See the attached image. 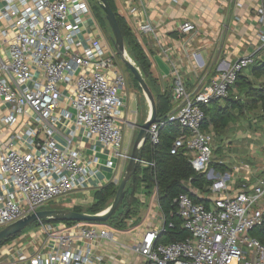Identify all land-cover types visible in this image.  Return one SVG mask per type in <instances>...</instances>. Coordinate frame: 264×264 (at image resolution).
<instances>
[{"label": "built area", "instance_id": "built-area-1", "mask_svg": "<svg viewBox=\"0 0 264 264\" xmlns=\"http://www.w3.org/2000/svg\"><path fill=\"white\" fill-rule=\"evenodd\" d=\"M129 5L131 27L150 36L165 54L156 25L132 18L143 13L138 5ZM256 10L264 47V0H258ZM91 16L87 0H0V229L72 195L92 200V189L101 186L93 182L101 162L74 145L78 131L111 152L105 165L116 170L114 161L125 167L129 160L120 123L127 82L117 53L97 30L93 33L96 23L89 22ZM89 28L92 32L85 31ZM195 28L193 21L184 20L176 31L190 36ZM185 52L193 70L205 67L197 50ZM253 62L252 55L231 64L219 61L214 73L204 75L191 89L180 66L171 62L172 108L150 124L148 138L156 144L165 120L179 123L181 131L171 152L186 147L194 171L211 181L206 195L191 190L205 196L210 206L194 202L187 193L175 197L190 236L168 244L156 242L164 230L161 216L162 225L145 230L131 247L142 264H264V244L249 233L264 214V173L257 181H241L232 189L229 173L217 174L211 166L213 135L202 128L203 106L227 97L237 75ZM67 122L73 128L60 142L55 138L57 125ZM138 165L145 168L153 162L139 158ZM142 195L138 189L135 196L142 201ZM39 226L42 240L34 249H17L21 236L17 237L10 242L15 249L0 253V264H104L103 256L95 252L96 242L115 239L112 229L97 223L40 221Z\"/></svg>", "mask_w": 264, "mask_h": 264}, {"label": "crops", "instance_id": "crops-1", "mask_svg": "<svg viewBox=\"0 0 264 264\" xmlns=\"http://www.w3.org/2000/svg\"><path fill=\"white\" fill-rule=\"evenodd\" d=\"M113 1L118 13L124 17L147 55L151 64V72L155 79H157L156 81L161 92H171V62L180 66V72L185 84L188 89H191L197 80L204 75L210 77L214 73V67L219 61L223 60L226 63L231 64L243 55H252L255 62L264 59V47L261 45L258 37L259 30L262 28L256 10L258 0ZM129 4L138 5L139 10L143 13L142 15L137 14V16H132V18L140 17L144 20H150L156 25V30L160 33V36L165 43V50L167 49L165 54L160 51L150 36L139 33L131 27L127 20V18L131 19V16L127 14V8L130 6ZM184 20H190L195 23V32L190 36H182L176 31L177 25ZM89 22H95L96 27L94 28L95 30L90 28L86 29V32L93 31V33H96V30L97 32L100 31L99 24L93 15ZM188 39L190 40L189 42H187ZM184 49L189 52L191 50H197L200 53L202 60L205 62V67L201 70H193ZM247 68L243 71L245 75H247ZM237 88L238 87L234 86L230 90V93L243 97L242 93L239 92ZM138 92L139 90H137V93L135 90L133 91L134 102L138 107L137 110L129 111V97L126 91L125 95L121 98L120 123L122 128L124 125H128L130 129L128 146H125L128 149L133 146L134 140L139 131V126L149 114V105L148 108L143 106L144 102ZM219 103L224 102L223 100H220ZM234 113H236L235 110ZM133 116L135 122H131ZM239 118H241V120H239ZM244 118L246 117L241 115L235 116L219 138L215 137L211 130V126L209 127V130L207 131L211 132L213 135L211 144L213 154L216 150L221 149L220 146L224 147L225 142L228 140V136L232 133H237L238 135L244 133V136L249 139L248 149L250 150L252 148V145L255 142L253 139L255 137H252V134L249 131L253 130L256 125H260L263 130L262 123L264 119L262 118V120L259 121L256 117L247 120ZM243 120H245V122H243ZM72 128V122H67L66 125L58 123L57 129L59 133L55 134V138L58 141L63 142L62 136L68 133ZM78 132L79 133L74 137V145L77 146L85 156H97L101 162L96 179L93 180V182H97L96 184L101 186L110 182L119 184L125 168L122 167V163L118 165V163L114 161L117 168L116 170L105 165L107 158L111 157V152L108 149H103L98 142L83 137L80 131ZM227 143H230V141ZM211 166L215 168L217 174L229 173V186L232 189H236L241 181L253 183L264 173V170L258 172L257 169H250L248 163H245V160L241 161L239 164L234 162L229 163L226 158L213 155ZM114 179L117 181L115 182ZM153 196L154 194L151 198L150 196L147 197L143 192V200L140 201V199H138L139 202L136 204L137 213L125 220L127 224L126 229H117L106 224L109 229L114 231L115 239L114 241L99 240L96 242L97 244L95 248V252L103 256L104 264H142L140 256L136 255L131 250V247L141 239L145 230L151 227L157 228L162 225V213L156 200L157 211L148 210L147 216H142L139 219L136 215H138V211L140 212V209L143 208L141 206L145 203L146 199L150 198V203L155 205ZM144 208L150 209V207ZM136 220H139V223L133 226L132 223ZM142 224H144L143 228L139 229ZM8 244L11 243L5 245L8 246ZM6 246H1L0 251Z\"/></svg>", "mask_w": 264, "mask_h": 264}, {"label": "trees", "instance_id": "trees-1", "mask_svg": "<svg viewBox=\"0 0 264 264\" xmlns=\"http://www.w3.org/2000/svg\"><path fill=\"white\" fill-rule=\"evenodd\" d=\"M108 2L116 15L123 34L126 50L128 49L132 59L135 61L136 65L139 66L146 83L153 93L155 98L156 117L157 119L165 118L166 114L172 108L171 95L169 92L160 91L156 81L157 79H155L151 72L150 61L140 43L124 17L118 13L114 1L108 0ZM96 7L97 19H99L101 23H107L100 7L98 5ZM252 64L251 73L256 77L257 81L251 80L244 72L239 73L234 85L229 89L227 97L212 100L209 104L203 106L205 120L202 128L204 130H209L211 126L213 133L216 136H220L235 116L242 115L244 111L255 110L258 107L264 111V59L256 62L254 61ZM132 78L139 86L133 75ZM234 86L238 87L237 90L242 93L243 97L230 93V90ZM220 100H223L224 103H219ZM234 110L236 113H234ZM180 131L181 127L177 121L165 120L163 125L159 128V137L156 144H152L147 136L145 143L140 148L139 155L141 159L153 162V165L141 168L137 164L136 173L129 179L125 186V195L119 207L105 222L97 224H107L117 229H126L127 224L125 220L137 213L136 204L139 200L135 194L138 189H142L147 197L157 193V202L164 221V230L159 233L156 242L168 244L184 240L190 236L189 232L182 226V219L177 213V205L174 199L180 193H187L194 202H201L206 207H209L210 201L205 198V196H196L191 190L196 189L202 195H206L208 193L207 187L211 181L206 180L203 174L194 171L189 162L190 154L186 147L181 146L177 148L174 153L171 152L172 144L180 134ZM117 187L118 184L110 182L95 189L91 194L92 200L87 209V213H97L109 206V202L113 199ZM44 207H46V205ZM69 209L82 211V208L79 206H74ZM40 221L42 223L57 222L52 219H42ZM64 222L68 224L79 222L86 224L92 223L85 221ZM138 223L139 220H136L132 225L134 226ZM39 224L38 221L34 222L20 233L5 240L0 247L10 243L27 229ZM249 233L252 237L257 238L264 244V214L261 223L250 229Z\"/></svg>", "mask_w": 264, "mask_h": 264}, {"label": "rangeland", "instance_id": "rangeland-1", "mask_svg": "<svg viewBox=\"0 0 264 264\" xmlns=\"http://www.w3.org/2000/svg\"><path fill=\"white\" fill-rule=\"evenodd\" d=\"M87 2L89 5V8H90L91 15H93L96 18V20H98V22H99L98 23L99 28H100L99 33L102 35V38L108 44L110 50L116 51L115 47H114L113 39H112L113 36H112L111 30H110L108 24L106 22L101 23L99 21V19H97V17H96V13H97V9H96L97 7L96 6L98 5L97 0H87ZM127 53H128V56L131 58L132 62L135 63V61L131 57V54H129L130 52L128 51V49H127ZM117 60H118V64L120 65V67L123 69V73L125 75V79L127 82L126 87H125V91L127 92V95L129 97V100H128L129 101V107H128L129 111L137 110V108H138L134 102V93H133L134 90L136 91V93H137V90H139L138 94L144 102L143 106L148 108L149 102H148L145 94L143 93L142 89L140 88V86H138L136 84V82L134 81V79L132 78L133 74L130 72V70H127L128 68H126V66L122 63V61L120 60L118 55H117ZM135 65H136V63H135ZM252 66H253V64H251L246 69V71H247L246 73L250 77L251 80L256 81V77H254L251 73L252 72L251 71ZM137 67H139V66H137ZM149 109H150V107H149ZM263 114H264V111L260 107H258L252 111H250V110L244 111V113L241 116H245L246 117V118H244L245 120H247L249 118L256 117L259 121H261L263 118ZM134 116L132 117V120L130 118L131 122H135ZM239 120H241V118H239ZM245 120H243V122H245ZM144 121L145 120H143L142 123ZM241 124H242V121H241ZM122 131H123L124 146H128L127 144H128V138H129V132H130L128 125H124ZM249 132L252 134V137H255L253 139V140H255V142L253 143L252 148L250 150L248 149L249 148V146H248L249 139L244 136V133H242L241 135H238L237 133H235V134L232 133L230 136H228V140L225 142L224 147L220 146L221 149L216 150L215 153L213 154V156L226 158L229 163L234 162L236 164H239L241 161L245 160V163H248L250 169L254 168V169H257L258 172H262V170H264V131L262 130L260 125H256V127ZM215 137L219 138V136H216V135H215ZM228 141H230V143H227ZM131 148H129V149L131 150ZM94 190L92 189V193ZM82 197L83 196H81V194H78L76 196L72 195L66 200H61L59 202L50 203V204L46 205V207H44L43 209H53V208H68L69 209V208H72L74 206H79L80 208H82V212H87V209L91 204V199L83 198L82 200H78L79 198H82ZM151 197H152V195L150 196V198ZM150 198L145 200V203L141 206L143 208H141V207H140L141 209L139 208L140 212L138 211V215H136V216H138V218H141L142 216L146 217L148 214V212H147L148 210H152V211L158 210L157 209V203H156L157 193L154 194V196H153V199L155 200V205L150 203V201H149ZM111 201H112V199L110 200L109 203H111ZM144 207H150V209L149 208L145 209ZM38 222L40 223V221H38ZM39 225L34 226V227L30 226L31 228L27 229L26 231H24V233H22L20 235L21 237L19 238V241H18L19 244L16 246L17 249L22 248L25 251H29V250L34 249L39 244V242L42 240V235H40L41 233L39 234V232H38L39 228H40ZM143 225L144 224L140 225L139 229L143 228ZM4 246H6V245H4ZM13 249H15L14 245L8 244V246L1 249L0 252H4L6 250L12 251Z\"/></svg>", "mask_w": 264, "mask_h": 264}, {"label": "water", "instance_id": "water-1", "mask_svg": "<svg viewBox=\"0 0 264 264\" xmlns=\"http://www.w3.org/2000/svg\"><path fill=\"white\" fill-rule=\"evenodd\" d=\"M97 4L104 13V17L108 23L113 36V43L115 50L122 61V63L130 70L134 78L137 80L140 88L145 94L149 102V114L145 121L139 126V131L134 140L133 146L130 150V157L125 165L124 173L118 184L116 193L108 207L97 213H87L82 211H74L68 208H53V209H40L22 218L4 226L0 229V245L8 238L15 236L25 229L28 225L40 221L42 219H52L56 221H85L92 223L105 222L111 217L116 209L121 204L125 195V186L129 179L136 173L138 159L140 158V148L145 143L148 136V128L156 119L155 98L148 84L146 83L142 71L139 67L135 66L129 58H127V50L123 34L119 27L116 15L112 10L108 0H97Z\"/></svg>", "mask_w": 264, "mask_h": 264}, {"label": "bare ground", "instance_id": "bare-ground-1", "mask_svg": "<svg viewBox=\"0 0 264 264\" xmlns=\"http://www.w3.org/2000/svg\"><path fill=\"white\" fill-rule=\"evenodd\" d=\"M127 58H129L130 60H131V58L127 55ZM131 62H132V60H131ZM134 65H135V63L134 62H132ZM136 66V65H135Z\"/></svg>", "mask_w": 264, "mask_h": 264}]
</instances>
